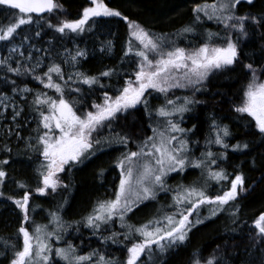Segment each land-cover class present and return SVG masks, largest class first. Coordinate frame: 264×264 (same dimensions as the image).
<instances>
[{
  "label": "trees",
  "instance_id": "16d2710c",
  "mask_svg": "<svg viewBox=\"0 0 264 264\" xmlns=\"http://www.w3.org/2000/svg\"><path fill=\"white\" fill-rule=\"evenodd\" d=\"M84 1L86 0H56L61 7L53 13L40 14L39 25L35 26L36 23H32L17 29L13 39L27 37V42L35 47V52L41 60V67L36 68L34 73L29 72L23 76H17L14 73L4 72L0 68V96L3 93L16 94L20 87L31 89L22 100L25 110L21 113V118L18 119L21 124L20 139L15 135L10 138L0 135V162L8 161L7 164L0 163V169L7 174L3 185H0V192H3V196H0V264H9L14 252L21 249L22 246L18 228L21 227L22 220H24V213L16 206L15 200L22 198L25 192L35 195V190L41 185L38 169H40L43 158L40 157L41 155L36 149L39 147L37 137L43 133V128L39 127L40 131H37L40 117L33 105L34 97L40 93H47L53 98L57 95L53 89H47L39 80L33 79V75L43 77L48 65L59 64L65 75L64 80L57 82L63 85L69 75L73 76V80L68 81V86L65 88V99L73 103L77 114H81L84 111L93 110L91 108L93 102L102 103L104 92H107L109 96H114L117 89H120L136 71L140 58L134 56L133 53L125 55L129 46L128 42L131 39L128 28L129 21L139 24L154 37L166 38V42H174L175 45L186 49H192L208 42L209 32L207 31L213 30L206 28L204 23L200 22L199 29L192 27L200 37L202 31H205L206 37L198 39L187 35L180 37L163 33V31L188 21L192 4H198L199 0H104L108 7L121 12L122 16L97 17L89 20L85 25L86 30L78 34L68 30L61 34L55 31V27H48L49 23L56 26L62 21L80 19L84 8L89 7V2H91V0L85 3ZM15 11H6L5 8L0 7V27L13 23ZM235 14L237 16H255L264 20V0H253L252 4H248L246 0L236 6ZM33 16L34 19L37 18L36 14ZM123 17L128 19L125 20ZM89 26L91 27L89 28ZM245 28L247 36H243L244 42L237 43L240 51L237 62L231 67L216 70V72L212 71L206 82L189 86L188 91L179 92L178 97L181 103H184L185 98L193 102L188 111L171 116L174 118L172 121L179 123V126L193 127L185 137L189 142L190 158L194 160L203 158L201 152L212 151L218 155L216 164L211 165L212 170L223 169L228 174V180L222 181L220 184L213 180L206 182L208 194L212 196L217 193L222 194L224 190L228 189L230 181L236 174L243 175V190L238 189L236 200L224 205L223 210L217 211L215 216L210 217L209 209L204 217L199 213L203 223L192 227L183 243L167 249L164 253L153 249V252L156 253H153L151 258L147 255L146 262H143V257L142 264H193V260L196 258L203 262L213 257L215 264H264V237L258 234L254 225V221L264 214V134L256 129L250 116L235 111L236 106L241 102L243 89L246 86H243V83L247 84L251 76L245 66L252 64L253 68L257 70V75L261 80H264V71H261L264 69V23L257 25L247 21ZM214 30V33H218L220 38H214L211 43L224 44L222 38L227 35L228 28L226 29L222 23H216ZM36 32H39L40 35L37 36ZM77 50H83L85 56L78 57L76 63L71 62L70 57L74 56ZM65 60H69V62L65 63ZM12 65L14 68L19 67L21 72L31 69L27 64L15 66L16 63L12 62ZM75 67L80 73L98 77L99 83L105 87L101 88L97 85L89 88L88 85L79 83L76 75L72 74ZM108 70H112L114 75L100 76L101 72ZM43 78L46 82L47 78ZM53 78L56 79L55 75ZM11 81H15V85ZM68 87L72 89L78 87L80 91L70 92ZM13 88L16 91H13ZM117 115L119 118L112 121L110 128H101L93 133V142L100 139L102 145H107V139L113 133L112 143H118L119 137L126 136L130 148L137 150L141 141L149 136L148 123L151 122V119H147V117L145 119L140 109ZM29 116H33V122H27ZM213 125L218 128L227 127L230 133L224 138L225 143L229 145L227 149L214 143H207L209 138L214 139L215 137L216 131ZM106 128L108 130L102 132V129ZM237 144H246L247 148L235 151L233 146ZM113 152L106 151V153L89 160L85 165L73 166L72 170L65 175L67 178L64 177L68 190L63 194L49 196L47 199H37L41 210V203L44 202L51 205L50 202L57 203V201L67 199L69 201L63 215L67 220L72 219V221L67 222L68 227L65 226L60 241H55L54 247H66L68 243H71L79 255H87L96 251L94 246L85 245L86 243H83L82 240L85 239L84 235L88 236V233H92L93 239H96L100 231L94 232L92 228L85 227L83 222L84 217L89 214V205L97 204L96 196L101 194L103 186L110 181H115L109 179L110 173L117 172L116 168L114 169L115 164L110 162ZM221 153H224L226 158H219ZM206 171V169L187 168L184 172L186 175L194 176V182L200 185L204 184L207 179ZM167 180L176 182L177 187L184 186L183 177L180 178L179 174H168ZM19 184H23L25 187L21 188ZM166 189L164 192L166 196L175 190L172 187ZM144 208L146 206L135 209L128 225H138L132 222L133 215L146 216V211H140ZM150 218V216L145 218L146 223L151 220ZM194 218V215L190 217V219ZM39 222L36 219L33 222L24 221L23 226L31 233ZM88 230L90 232H87ZM126 231H130L129 228ZM115 233H117L115 243H111L108 250H103L102 255L111 259L113 264H124V252L119 248H113V246L126 242V247L133 241L135 242V238L126 240L124 236L127 233L120 229ZM101 235H103L102 232ZM87 241L91 242L90 239ZM88 247L90 251L87 250ZM111 250H114L112 255L110 254ZM93 259L95 260V257ZM56 260L58 264H65L59 258Z\"/></svg>",
  "mask_w": 264,
  "mask_h": 264
},
{
  "label": "snow or ice",
  "instance_id": "6c2138e0",
  "mask_svg": "<svg viewBox=\"0 0 264 264\" xmlns=\"http://www.w3.org/2000/svg\"><path fill=\"white\" fill-rule=\"evenodd\" d=\"M240 3L241 0H216L211 4H197L193 8L196 14L195 20L199 22L202 13L208 20H216L224 24L226 29L231 28L237 30L242 36H247L245 28L247 21L259 25L264 23V20L255 16H237L235 10ZM247 3L252 4L253 0H247ZM91 4L93 6L84 8L80 19L62 21L56 26L49 23L48 27H55V31L61 34H64L66 30L78 34L86 30L85 25L92 18L122 16L121 12L108 7L104 0H91ZM0 7L5 8L6 11L16 10L13 13L14 22L9 26L0 27V41H7L14 38L17 29H20L22 25H31L34 22L39 25L40 14L53 13L61 6L56 0H0ZM33 14H36V19ZM123 19L128 18L123 17ZM128 28L131 39L125 55L133 53L134 56L140 58L134 72L135 79L125 81L114 96H109L107 92H104L102 103H92L93 110L77 114L73 103L65 99V88L68 86V81L73 80V76L69 75L63 85L58 83V80H64L65 75L59 64L53 63L47 66V71L43 73V77L47 78L46 82L43 77L33 75V79L39 80L45 88L53 89L58 94L54 99L47 93H40L33 100L35 110L40 117L39 124H42L43 128V133L37 137L39 147L36 149L43 157L39 171L42 186L36 189L40 195H45L49 189L55 192L58 187L62 186L58 174L65 171L66 165L81 163L83 159L94 154L91 151L94 132L103 127L110 128L112 121L118 118V113L135 108L138 104H144L147 110V101L143 98L149 89L166 94L170 88L195 86L205 80L212 71L231 66L238 60L237 44L233 42L230 35L222 38L223 45H216L211 41L214 38H220L219 34L209 32L208 42L192 49H186L175 45L174 42H166V38L154 37L134 21L128 22ZM194 31L191 25L182 30L183 33ZM36 35L39 36L40 33L36 32ZM133 41L137 42L135 47ZM16 50V48L11 49L12 52ZM20 55L25 54L21 52ZM83 56L85 53L77 50L76 54L70 57V61L76 63L78 62L77 57ZM26 59H33L31 53ZM68 62L69 60H65V63ZM0 66H4L7 72L23 76L29 72L34 73L36 68L41 67V60L36 58L35 65L31 69H25V72H21L19 67H12L6 59L0 60ZM245 67L251 76L235 111L252 117L256 128L264 134V80L260 79L252 64ZM54 75L56 79L53 78ZM75 75L79 83L88 85L89 88L97 85L101 88L105 87L99 83V78L96 76L80 72ZM112 75H114L112 70L100 73L102 77ZM11 83L15 85V81ZM13 91L16 89L13 88ZM22 91L30 92L31 89L24 88ZM68 91L79 92L80 88L68 87ZM2 102L0 100V103ZM192 102L185 98L184 104L177 106L173 100L168 99L166 105L157 110V114L167 118L183 113L188 111L187 105ZM7 106L5 104V107ZM168 106H171V109ZM19 114V111H14L13 119ZM166 125L163 130L153 128V135L142 140L136 151L129 150L117 158L116 167L120 169V179L113 193L114 198L98 201L92 213L85 218V227L92 228L94 232L99 231L102 226L113 223L115 219H119L122 228H129L130 231L125 234L124 238L126 240L135 238V242L127 247L128 255L125 264H142L143 255L147 253L149 258L153 256V246L160 253H164L167 249L183 243L192 227L203 223L199 215L201 207L207 206L210 217L215 216L217 211L223 210L224 205L236 200L238 189L243 190L242 174H236L230 181V187L222 194L217 193L214 196L208 194L206 185L197 186L194 183L181 186L173 197V204L170 206L174 209L172 213H164L161 217L150 220L139 227L126 225L127 213L138 206L140 201L154 199V190L164 188L165 177L169 173H180L187 168L206 169L209 180L216 181L218 184L228 180V174L223 169L214 171L211 168V165L217 162L216 154L206 151L201 154L203 158L191 159L188 140L185 138L188 130L181 128L179 123L170 119L166 120ZM213 128L216 131L215 137L207 143H214L227 149L229 145L224 141V138L230 135L227 127L218 128L213 125ZM37 131H40L39 127ZM177 133L181 135L178 136ZM100 143V139L95 140V144ZM118 143L127 148L128 138L119 137ZM243 148H247V145L233 146L235 151ZM219 158L223 159L226 156L221 153ZM0 163L7 164L8 161ZM6 175V172L0 169V185H3ZM19 187L23 188L25 185L19 184ZM63 187L67 186L63 185ZM0 196H3V192H0ZM15 204L22 210L24 221L27 222L29 220V193L25 192L22 199L15 200ZM58 212L59 209L49 213L50 223L53 225L51 229L48 225H37L30 233L24 226L19 228V233L23 237L22 248L14 252L9 264H58L56 258L64 261L65 264H113L111 259L100 255L95 250L87 255H79L71 243H68L66 247H54L53 239L60 241L63 228ZM194 214L195 218L190 219ZM254 225L258 234L264 237V214L254 221ZM116 236L117 233L112 234L114 242ZM193 264H215V258H209L203 262L196 258Z\"/></svg>",
  "mask_w": 264,
  "mask_h": 264
},
{
  "label": "rangeland",
  "instance_id": "374dc122",
  "mask_svg": "<svg viewBox=\"0 0 264 264\" xmlns=\"http://www.w3.org/2000/svg\"><path fill=\"white\" fill-rule=\"evenodd\" d=\"M215 2H216V0H215ZM90 7H91V5H90ZM95 18H97V17H95ZM92 19H94V18H92ZM92 19H90V20H92ZM9 25H5V26H2V27H6V26H9ZM22 26H24V25H22ZM35 26H37V24H35ZM228 35L231 36L233 42H235L236 44L238 42L239 43H243L244 40H245V38H243V36L240 33H238L236 30H234V29H230V31L228 32ZM238 37H239V39H238ZM17 39L18 40H14L13 38H10L7 41H0V42H2L1 46H0V60H5L6 59L8 64H11L12 67H13L12 62H15L16 63L15 66H18L20 64H27V66H30L32 68L35 65V63H36V58H39V55H37L36 52H35V47L33 45L29 44V42H27V39H22L20 37H17ZM136 43L137 42L133 41V45L136 44ZM13 48H16L17 50L15 52H12L11 49H13ZM80 51H83V50H80ZM21 52H23L25 55L21 56L20 55ZM29 53H31V55L33 57L32 60L26 59V57L28 56ZM72 67H73V65H72ZM0 68L2 69V71L7 72L6 68L4 66H0ZM74 69L72 70V74L73 75H75L77 72H79L78 69H76V67ZM8 73H12V72H8ZM24 88H27V87H20L17 90L16 94H14V93H3L0 96V100L3 101L2 103H0V130H1L0 131V135H3V137L10 138V137L15 135L16 138L20 139L19 128H20L21 124L18 122V119L21 118L20 117L21 113L25 110V105L22 103V100L28 94V92L22 91V89H24ZM183 91H188V87H179V88L169 89L168 90V99L173 100L177 106H179L180 104L181 105L184 104V103H181L179 101V97H178L180 95L179 92H183ZM57 95L54 96V99L56 98ZM5 97H7L8 99H4ZM5 104H7L8 106L5 107ZM168 107H169V109H171V106H168ZM29 108H30V106H29ZM14 111H19V113H20L18 116H15V119H13ZM27 118H28L27 119L28 123L29 122H33V120H34L33 116H29ZM169 119L173 120L174 118L173 117H167L166 119H164L165 120L164 128L167 126L166 125V120H169ZM37 127L42 128V124L38 123ZM103 128H105V127H103ZM176 135L179 136V133H177ZM210 139L211 138H209V140ZM202 153L203 152H201V154ZM216 156H218V155L216 154ZM40 157L43 158L42 156H40ZM41 160H43V159H41ZM81 163H78V164H81ZM78 164H74V165H78ZM40 170H41V167H40V169H38V172ZM116 170H117V172L113 171L112 173H110V176H109L110 180L113 179L116 182H114V181L111 182L110 181V182H108L107 185H104L103 188L101 189L102 190L101 194L105 193L104 194L105 197L109 198L111 192H113V190H110V186L111 185L114 187V184H115L116 185L115 189H116L118 184H119L120 169L116 168ZM62 174L64 175V173H62ZM169 174H176V175L179 174L180 178L183 177L184 186H189V185H192L194 183L197 186H205V185L207 186L206 182H210L209 179L207 178V171L205 172V175H206L207 179H206L204 184H200V185L198 183L194 182V180H195L194 176L186 175L184 171L180 172V173L172 172V173H169ZM59 178H61V177H59ZM61 185L62 186L58 187L57 190L55 191V192H57L56 193L57 195L63 194L64 192H66V188L63 187V185H66V184L61 181ZM40 186H42V185H40ZM167 187H172L175 190L172 191L170 194H167V196H166V195H164V192L167 190L166 189ZM180 187H181V185H179L177 187V184L174 181L169 182L167 180V176H166L165 177V186H164V188L163 189H155L154 190L155 191V198L154 199H148V200L140 201L138 203V206H136V210L138 208L142 207V206H146V208H144L143 210H140V211H146L147 215L146 216H138V214H134L132 222L138 224L135 227H139V226H141L143 224H146L145 218L148 217V216H150L151 217L150 219L153 220L155 218L161 217L164 213H172L174 210L170 206L173 204V197L175 196L176 191ZM55 192H52L49 189L45 195H40L36 191L34 192V194L35 195L37 194L39 196H46L48 193L53 194ZM20 199H22V198H20ZM103 199H105V198H103ZM109 199H111V198H109ZM98 201H99V199H98ZM41 202H43V201H41ZM68 202L69 201H66V202L57 201V203L50 202L51 205H49V203H47V202H44V203H41L42 210H41V207L39 205H37V212L35 214V219L40 221L38 225H48L49 229H51L53 227V225L50 223V219L51 218H48L49 217V213L50 212H56L57 209H59L58 215L61 217V221H62V224H63V228L61 229V234H62L65 226H67V222L72 221L71 218H70L71 220H67L66 217L63 215L64 211L66 210L65 208L68 205ZM49 208H51V209H49ZM52 208H54V209H52ZM93 208H94V206L89 208V210H90L89 214L92 213ZM207 209H209L207 206H204V207L200 208L199 213H201V216L204 217L207 214V212H208ZM48 210H51V211L48 212ZM149 214H151V215H149ZM194 217H195V214H194ZM85 218H86V216L84 217V222H85ZM81 219L83 220L82 217H81ZM84 222H83V225H85ZM127 229H128L127 227H123L122 228L121 227V223H120V230L125 231L126 233H129V231L128 232L126 231ZM188 234H189V232H188ZM21 240H22V244H23L22 234H21ZM165 243H167V242L165 241ZM53 245L55 246V239H53ZM21 248H22V246H21ZM124 249H125V247H124ZM153 249H155L156 251H159L155 246L153 247ZM153 253L155 254L156 252L154 251ZM146 256H147V253L145 255H143V257H144L143 258L144 259L143 262H146Z\"/></svg>",
  "mask_w": 264,
  "mask_h": 264
},
{
  "label": "flooded vegetation",
  "instance_id": "af4514ba",
  "mask_svg": "<svg viewBox=\"0 0 264 264\" xmlns=\"http://www.w3.org/2000/svg\"><path fill=\"white\" fill-rule=\"evenodd\" d=\"M87 2H89L88 0H86ZM86 1H84V3L86 2ZM246 0H241V3L242 2H245ZM90 3V5L91 6H93L92 4H91V2H89ZM198 4H204V3H209V4H211V3H215V0H199L198 2H197ZM197 4H192V6H191V9H190V18L188 19V21H186V22H184L183 24H180V25H178V26H175V27H173V28H170L169 30H167V31H163V33L165 34V35H169V34H171L172 36H180V37H185L186 35L187 36H189V37H193V38H201V37H206L207 35H206V33H205V31H202V36L200 37V36H198V34L194 31L193 33H183L182 32V30L186 27V26H189V25H191V26H193L194 28H198L199 29V23L200 22H202V23H204V25L206 26V28H210V29H213V30H210V31H207V32H211V33H214L215 32V30H214V28H215V24L216 23H218L216 20H208L202 13L200 14L201 15V20L199 21V22H197L196 20H195V13L193 12V8L196 6ZM90 7V6H89ZM228 23H231V22H228ZM196 24V25H195ZM179 28V29H178ZM176 29V30H175ZM178 29V30H177ZM230 29L231 28H228V30H227V32H229L230 31ZM237 31V30H236ZM227 32H225V33H227ZM238 32V31H237ZM239 33V32H238ZM227 35H228V33H227ZM213 44H216V43H213ZM216 45H223V44H221V43H218V44H216ZM198 47V46H197ZM238 48V47H237ZM238 54H240V51H239V48H238ZM246 63V62H245ZM235 64V63H234ZM233 64V65H234ZM233 65H231V66H233ZM231 66H228V67H231ZM226 68V67H225ZM223 69V68H222ZM219 70H221V69H219ZM214 72H216V70H214ZM208 77V76H207ZM129 79H135V77H134V73L128 78V80ZM206 80H207V78L205 79V80H203L202 82H206ZM201 82V83H202ZM200 83V84H201ZM246 85V82H244L243 83V86H245ZM187 87H189V86H187ZM244 90V89H243ZM143 99H145L146 101H147V110H145V105L144 104H138L135 108H131V109H128L127 111H128V113H131L132 111H134V110H137V109H140L141 111H142V113H143V115H144V117H145V119H146V117H147V119H151V122L150 123H148L147 121H146V124L148 123L149 124V130H148V132H149V136H152L153 135V132H152V129L153 128H158L159 130H162V129H164V124H165V120L164 119H166V117H161V116H159L158 114H157V110L159 109V108H161V107H163V106H165L166 105V100H168V95H167V93L165 94V93H160V92H158V91H156V90H154V93H153V90L152 89H149L146 93H145V96H144V98ZM191 104V103H190ZM190 104H188L187 105V107H189L190 106ZM191 107H189L188 108V110L190 109ZM118 114H120V113H118ZM177 117V116H176ZM179 117H183V116H179ZM252 119V118H251ZM183 122H185L184 120H182ZM255 124V123H254ZM183 125H184V123H183ZM181 126V125H180ZM182 128H184V129H186V130H188L187 132H189L190 131V129H192L191 127H184V126H181ZM256 127V126H255ZM257 129V128H256ZM108 129L106 128V129H102V132H105V131H107ZM258 130V129H257ZM259 131V130H258ZM113 133H111V136L107 139V145H102V143H100L99 145H97V144H95V142H93V149L91 150L94 154H92L89 158H87V159H83L84 161L81 163V164H78V166H80V165H85L89 160H91V159H93L94 157H96V156H98V155H100V154H103V153H106V151L108 152V151H114L113 152V157H112V159L110 160V162H112L113 164H115V167H114V169L115 168H117L116 167V163H117V158H119V157H121V154L122 153H126V152H128L129 150H131V151H136L135 149H131L130 147V144L128 143V147L127 148H125L123 145H121V144H119V143H112V139H114L113 138ZM129 142V141H128ZM189 143V142H188ZM73 166H77V165H74V164H70V165H66V167H65V171L64 172H62V173H64V175L62 174V173H60V174H58L59 175V177H61L60 178V181H62V182H64L65 183V181H64V177L65 178H67V176H65V174H67L68 172H70L71 170H72V167ZM117 171V170H116ZM114 182H116V181H114ZM115 187H116V185L114 184V187L111 185L110 186V190H113V192H111V194H110V196H109V198H111V199H113L114 198V196H113V193H114V191L116 190L115 189ZM66 190H68V189H66ZM36 191V190H35ZM38 193V192H37ZM57 192H55V193H53V194H50V193H48L46 196H39V195H29V205H28V207H29V220L31 221V222H33L34 220H35V216H34V214H36V212H37V205H38V202H37V199L39 198V200L40 199H42V198H45V199H47V198H49V196H57V194H56ZM35 196V197H34ZM96 198H97V200L99 199V201H104V200H109V198L108 197H105L103 194H99V195H97L96 196ZM103 198H105V199H103ZM66 201H68V199L67 200H65V201H63V202H66ZM92 207V205H89V208H91ZM35 208V209H34ZM135 209H136V206L133 208V210L131 211V212H129V213H127V215H126V217H125V223L128 225V224H130V217H131V215H132V213L135 211ZM90 211V210H89ZM49 212V211H48ZM90 214H88V216H89ZM23 223H24V220H22V224H21V226H23ZM120 221H119V219H115L114 220V222L113 223H110L109 225H106V226H102L101 227V229L99 230L100 231V233L98 234V238H96V239H93L94 238V235L92 234V233H88V236H86V235H84V240H82L83 241V243H86L85 245H91V246H94L95 248H96V251L100 254V255H102V253H103V250H108L109 248H110V246H111V243H115L114 241H113V239H112V234L113 233H115L116 231H118L119 229H120ZM19 229V228H18ZM87 232H90L89 230L87 231ZM101 232L103 233V235H101ZM117 238V237H116ZM91 240V242H93L92 244H91V242L89 241H87V240ZM116 240V239H115ZM124 241V240H123ZM125 242V241H124ZM134 242V241H133ZM132 242V243H133ZM131 243V244H132ZM131 244H128L126 247H125V245H126V242H125V244H118L117 243V246H113V248H116V249H120L122 252H124V259H125V261H126V259H127V247H130L131 246ZM124 247H125V249H124ZM88 251H90V248L88 247V249H87ZM114 252V250H111V252H110V254L112 255V254H114L113 253ZM116 252V251H115ZM142 258H143V256L141 257V261H142ZM124 264H125V262H124Z\"/></svg>",
  "mask_w": 264,
  "mask_h": 264
},
{
  "label": "bare ground",
  "instance_id": "6f19581e",
  "mask_svg": "<svg viewBox=\"0 0 264 264\" xmlns=\"http://www.w3.org/2000/svg\"><path fill=\"white\" fill-rule=\"evenodd\" d=\"M192 106V105H191ZM194 115V114H193ZM39 219V218H38Z\"/></svg>",
  "mask_w": 264,
  "mask_h": 264
},
{
  "label": "water",
  "instance_id": "95a60500",
  "mask_svg": "<svg viewBox=\"0 0 264 264\" xmlns=\"http://www.w3.org/2000/svg\"><path fill=\"white\" fill-rule=\"evenodd\" d=\"M44 14V13H43Z\"/></svg>",
  "mask_w": 264,
  "mask_h": 264
}]
</instances>
